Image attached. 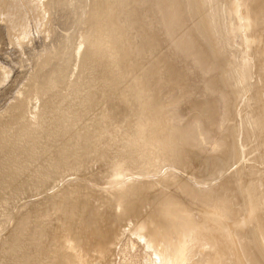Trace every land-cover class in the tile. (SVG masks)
Instances as JSON below:
<instances>
[{"label": "bare ground", "instance_id": "1", "mask_svg": "<svg viewBox=\"0 0 264 264\" xmlns=\"http://www.w3.org/2000/svg\"><path fill=\"white\" fill-rule=\"evenodd\" d=\"M2 97L0 264H264V0H0Z\"/></svg>", "mask_w": 264, "mask_h": 264}, {"label": "rangeland", "instance_id": "2", "mask_svg": "<svg viewBox=\"0 0 264 264\" xmlns=\"http://www.w3.org/2000/svg\"><path fill=\"white\" fill-rule=\"evenodd\" d=\"M2 99H4V98H3V97H2V98H0V101H1L0 103H1V104L3 103V100H2Z\"/></svg>", "mask_w": 264, "mask_h": 264}]
</instances>
